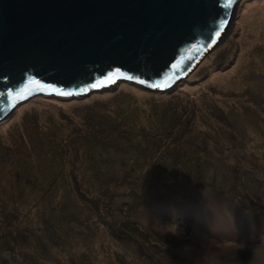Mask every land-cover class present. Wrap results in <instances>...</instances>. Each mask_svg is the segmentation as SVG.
Wrapping results in <instances>:
<instances>
[{
    "label": "rangeland",
    "instance_id": "1",
    "mask_svg": "<svg viewBox=\"0 0 264 264\" xmlns=\"http://www.w3.org/2000/svg\"><path fill=\"white\" fill-rule=\"evenodd\" d=\"M262 10L264 0H240L229 35L169 89L121 80L15 105L0 121V264H158L167 241L183 255L194 233L209 236L197 255L211 262L207 254L223 258L252 234L264 237V206L249 200L256 192L264 203ZM245 182L252 190L241 196ZM121 189L128 191L110 194ZM181 196L195 201L198 215L211 205L217 216L196 222ZM92 199L107 202L106 215L94 214ZM227 214L237 225L245 217L244 228ZM115 234L140 243L150 236L164 252L138 256L135 241L136 249Z\"/></svg>",
    "mask_w": 264,
    "mask_h": 264
},
{
    "label": "water",
    "instance_id": "2",
    "mask_svg": "<svg viewBox=\"0 0 264 264\" xmlns=\"http://www.w3.org/2000/svg\"><path fill=\"white\" fill-rule=\"evenodd\" d=\"M239 1L0 0V121L35 95L163 90L225 39Z\"/></svg>",
    "mask_w": 264,
    "mask_h": 264
},
{
    "label": "clouds",
    "instance_id": "3",
    "mask_svg": "<svg viewBox=\"0 0 264 264\" xmlns=\"http://www.w3.org/2000/svg\"><path fill=\"white\" fill-rule=\"evenodd\" d=\"M234 18V17H233ZM232 26H233V23H232ZM232 26H231V29H230V31L228 32V34H227V36L229 35V33L231 32V30H232ZM264 25H262V26H260V27H258L257 28V33L258 34H260L261 33V29H262V27H263ZM226 36V37H227ZM220 44V43H219ZM218 44V45H219ZM217 47V46H216ZM215 47V48H216ZM214 48V49H215ZM201 63V62H200ZM199 65V64H198ZM197 65V66H198ZM196 66V67H197ZM195 67V68H196ZM194 68V69H195ZM193 69V70H194ZM190 73V72H189ZM184 76H186V75H182L181 77H179L178 79H176V81L175 82H173V83H171L170 85H168V86H166V87H164L163 88V90H165V89H169L170 87H172V85L174 84V83H177L178 81H179V79L180 78H182V77H184ZM111 87V86H110ZM149 90V89H148ZM152 91H155V90H152ZM162 91V90H161ZM202 145H200V147H201ZM203 148V147H202ZM186 152V151H185ZM157 164H158V162H156ZM166 164V163H165ZM149 173H150V170H149ZM187 175H188V172H187ZM189 176V175H188ZM241 176H243L244 177V172H242L241 173ZM190 178V177H189ZM185 179V178H184ZM187 182H189L188 180H187ZM249 183H252V181H248ZM183 183H185V181H183ZM186 185V184H185ZM187 186V188H186V190H188L190 187L188 186V185H186ZM250 186H246V182H245V187L243 186V190H242V193H241V196H244V190L247 192L248 190L250 191ZM252 190V189H251ZM126 191H128V189L126 190ZM199 192H202V190H199ZM125 194V193H124ZM202 194H203V192H202ZM128 196V195H127ZM162 196V195H161ZM160 196V197H161ZM160 197L158 198L159 199V201L160 202H162L161 200H160ZM182 197V196H181ZM199 197V196H198ZM183 199H187V201H188V203L190 204V205H188V209H196L197 208V206L198 205H195V201H193V199L191 198V197H182ZM251 198H253L254 200H255V202L256 203H258V204H260V205H262V206H264V203H262L261 201H259V199H258V196H257V193L255 192L254 194H252V196L250 195V198H249V200L251 199ZM137 200H142L140 197H138L137 196ZM178 200H180V201H178ZM242 200H243V202L246 204V206L247 207H250V206H252L253 204H252V202L251 203H248V199L247 198H242ZM181 201H183V200H181V199H177L176 200V202H172L173 203V205L174 206H176V203L177 202H181ZM143 202H145L144 200H143ZM162 203H164V202H162ZM178 207H179V205H178ZM206 208H208V209H210V210H215L214 209V207H211V205H206L205 206ZM146 208V207H145ZM144 208V209H145ZM199 208V207H198ZM256 210H257V207H256ZM178 211H180L179 209H178ZM195 211H197V210H192V212H189L190 213V215L193 217V219L196 221V222H199V215L197 214V213H195ZM197 214L196 216H194L193 214ZM250 214V213H249ZM104 215H106V214H104ZM229 215L230 214H227L226 216H223L225 219H227L228 220V217H229ZM214 216H217L216 214H214ZM128 219H130V218H128ZM131 220V219H130ZM206 224H207V222H206V219L205 218H203L202 219ZM123 220H121V221H119L118 223H117V225L120 223V222H122ZM132 221V220H131ZM243 221H244V223H246V218L244 217V219H243ZM133 222V221H132ZM134 223V222H133ZM244 223L242 222V225H237V224H235V225H232V226H234V227H236V228H241L243 225H244ZM111 224H114V223H111L110 222V225ZM134 226L136 227V225H135V223H134ZM197 230H203V228H200V223L198 224V225H196V226H194ZM193 227V228H194ZM192 228V229H193ZM142 230H147V231H151V230H149V229H145V228H141ZM153 232H154V230H152ZM192 231V230H191ZM155 233V232H154ZM184 233V230L182 231V234ZM186 233L187 232H185L184 233V238H186L187 237V235H186ZM155 234H157V233H155ZM192 234V233H191ZM190 234V238L192 237V235H193V238H194V242L195 243H193L191 246V249L189 250V251H191L192 252V254H189L187 251L186 252H184V254L183 255H180L178 252H172V251H170L171 249H170V247H168V245H167V243H168V241H167V243L166 244H164V246L163 247H165V249L167 250V252H164L163 251V248L161 247V244H159L156 240H155V238H151L150 236H148V238L146 239V243H140L139 241H137L136 239H135V237H130V238H132V240H134L135 241V243H136V246H137V248L139 249V252H137L136 251V255H138V256H147V255H150V257L151 256H155L154 254H152V253H154V252H156V251H158V250H162L164 253L162 254V252H161V254H160V256H157V258H155L154 257V259H157V261L159 262V263H162V262H168L169 264H264V237H261V238H257V239H255V240H253L248 246H246V247H244V249H241V250H239L238 252H236L235 251V249H239V248H241L242 247V245L240 244V243H236V244H234L231 248H229V249H226L225 250V252H224V254H223V258H221V256L218 254V253H213V254H207L206 256H205V258L207 259V260H210L211 262H207V261H203L202 259H200L199 257H198V255H197V253H198V250L201 248V247H203L204 246V244H207V238L209 237H204V236H201L202 235V233H194V234H192L191 235ZM120 240H122V238H124V237H120V236H118L117 234H115ZM200 237V238H199ZM125 239H127L130 243V246H134V248H135V245H134V241H131L130 239H128V238H125ZM123 241H125V240H123ZM147 242H150V249H149V247L147 246ZM136 249V248H135ZM237 254H240L241 256L240 257H238V255ZM176 255V256H175ZM244 258H246L247 260H241V259H244ZM120 262V261H119ZM122 263V262H121ZM158 263V264H159ZM123 264V263H122Z\"/></svg>",
    "mask_w": 264,
    "mask_h": 264
},
{
    "label": "trees",
    "instance_id": "4",
    "mask_svg": "<svg viewBox=\"0 0 264 264\" xmlns=\"http://www.w3.org/2000/svg\"><path fill=\"white\" fill-rule=\"evenodd\" d=\"M200 150H198V154L196 153V152H191L192 154V156H188V158H189V163L188 164H194V162L196 161V158L198 159L199 157H200V152H199ZM195 154H197L196 156H195ZM194 156V157H193ZM164 163H166V162H164ZM201 170V169H200ZM202 171V170H201ZM188 175H189V177L191 178L192 176H193V172L191 173V174H189L188 173ZM122 190V193L124 192V193H126L127 191H123V189H121ZM120 192V190H118V191H116V192H114V193H110V194H112V195H114V196H116L118 193ZM123 193V194H124ZM94 202H92V204L89 206V207H91L93 210H94V214H97L98 212L100 213H102V214H105L106 212H104V211H106V210H103V206L104 205H107V202H106V204H105V202L104 201H99V200H95V199H92ZM106 201H108V197H107V200ZM135 201H136V199H135ZM134 201V202H135ZM100 203V204H99ZM101 204L103 205V206H101ZM108 210V209H107ZM71 213V212H70ZM74 215L75 214H73V212L71 213V217L72 218H74ZM77 215V214H76ZM70 219V218H69ZM47 221H50L49 219L47 220ZM51 222V221H50ZM60 223V222H59ZM47 224H48V222H47ZM113 230V229H112ZM111 230V231H112ZM113 232H114V230H113ZM122 240H126L128 243H130L127 239H125V238H123ZM136 250H134V252H135Z\"/></svg>",
    "mask_w": 264,
    "mask_h": 264
},
{
    "label": "bare ground",
    "instance_id": "5",
    "mask_svg": "<svg viewBox=\"0 0 264 264\" xmlns=\"http://www.w3.org/2000/svg\"><path fill=\"white\" fill-rule=\"evenodd\" d=\"M260 21L261 22H264V10H262V12H261V15H260ZM258 34V33H257ZM19 104V103H18ZM16 107H18V105L16 106ZM15 107V108H16ZM14 108V109H15ZM124 191V190H123ZM124 193V192H123ZM123 193H122V190H120V192L116 195V196H118V195H123ZM189 212H192V210L190 209L189 210ZM211 214V213H213L212 215L214 216V214H216L217 212L215 211V210H207L204 214L203 213H201L200 211H199V216H203L204 217V215L205 214ZM226 213H228V212H224V214H226ZM212 217V216H211ZM205 218V217H204ZM227 222L230 224V225H235V224H233V220L230 218V217H228V220H227ZM183 227V226H182ZM242 228H244V225L242 226ZM258 237V234H256L255 233V235L254 234H252V238H253V240H255V237ZM203 249H207L206 247H202ZM238 255V257H240L241 255L240 254H237Z\"/></svg>",
    "mask_w": 264,
    "mask_h": 264
},
{
    "label": "flooded vegetation",
    "instance_id": "6",
    "mask_svg": "<svg viewBox=\"0 0 264 264\" xmlns=\"http://www.w3.org/2000/svg\"><path fill=\"white\" fill-rule=\"evenodd\" d=\"M50 223H51V222H50V221H48V224H49V225H52V224H50ZM175 256H176V255H175Z\"/></svg>",
    "mask_w": 264,
    "mask_h": 264
},
{
    "label": "snow or ice",
    "instance_id": "7",
    "mask_svg": "<svg viewBox=\"0 0 264 264\" xmlns=\"http://www.w3.org/2000/svg\"><path fill=\"white\" fill-rule=\"evenodd\" d=\"M97 86H99V85H93V87H97Z\"/></svg>",
    "mask_w": 264,
    "mask_h": 264
}]
</instances>
